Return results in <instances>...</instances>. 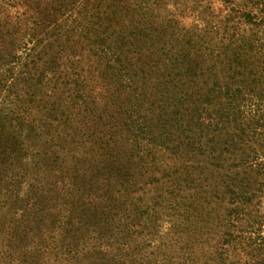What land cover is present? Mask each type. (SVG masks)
<instances>
[{
	"label": "trees",
	"instance_id": "16d2710c",
	"mask_svg": "<svg viewBox=\"0 0 264 264\" xmlns=\"http://www.w3.org/2000/svg\"><path fill=\"white\" fill-rule=\"evenodd\" d=\"M78 1L23 0L34 15L22 13L20 112L0 116V145L16 141L2 147L21 169L10 180L14 198L81 196L60 153L73 128L97 147L76 158L80 167L131 164L112 189L126 198L113 219L119 232L99 233L89 249L130 256L128 264H195L208 235L205 264H264V237L251 236L264 232V36L239 29L261 16L237 18V0H223L232 5L224 13L199 0H182L181 10L167 9L170 0H85L75 16ZM23 185L28 201L18 197ZM162 220L169 251L147 255L145 239L122 241L120 232L135 239L142 226L157 235ZM56 222L63 231L73 224L68 215ZM74 250L76 259L87 252Z\"/></svg>",
	"mask_w": 264,
	"mask_h": 264
},
{
	"label": "rangeland",
	"instance_id": "374dc122",
	"mask_svg": "<svg viewBox=\"0 0 264 264\" xmlns=\"http://www.w3.org/2000/svg\"><path fill=\"white\" fill-rule=\"evenodd\" d=\"M44 1L50 2L51 0ZM97 1L99 4L108 2V0ZM181 1L170 0L167 9H183L185 4L181 5ZM199 1L203 5L208 2L211 3L214 8L218 7V10H221L222 13L229 12L232 7L231 3L223 2V0ZM84 2L85 0L76 2L73 10L75 16L79 14V10L85 8ZM237 3L239 8L235 7L238 10L232 14L238 18L242 13L252 11L251 15L261 16L260 23H262L255 26L246 21L245 23L242 22L239 25L240 32L243 30L249 35L260 31L263 32L262 35L264 36V0H237ZM23 12L27 16L34 15V12L29 11V7L24 4L23 0H0V116L8 112H13L15 115L20 112L19 96L24 87V84L20 82V73L23 71V62L26 57V53L20 49L18 44ZM199 18V16L198 19L195 18L192 25L199 23ZM236 22L235 18L233 21H228L226 25H234ZM11 29L16 32L12 35L7 33L8 35L5 36L4 33ZM215 38L218 39V37ZM216 39H214V42ZM8 55H11V59L15 62L6 64ZM72 126L75 127L76 125ZM67 129L66 133L68 137L73 139L74 144L71 143V138L65 137V140L60 142L61 147L64 149L60 153L63 155L66 165L70 167L71 172H75L80 177L78 182L82 187L81 196L74 203L72 201L69 203L67 196L62 195L59 190L45 194L41 198L33 199L32 195L25 191L26 186L24 185L18 197L25 199V201H28L30 197L32 198L27 205L22 201L18 202L14 198L16 185L10 180L15 178V173L21 172L19 162L17 159V162L9 166V149L4 150L2 147V145L7 144L15 149L16 141L10 139L9 141H3L0 145V262L2 264H88L89 262L90 264H128L130 256L123 258L120 254L107 253L101 257L96 253L99 250L98 248H89L94 242L92 238L97 237L99 233L106 234L110 231L114 234L119 232L113 225V219L116 218L118 209L123 210L126 205V198L116 197L119 195L114 194L112 189H119L118 181L123 179L121 173L122 171L130 173L131 164L128 161L121 162V165H98L91 162L80 167V164L76 163V158L83 156L90 148L97 149V147L88 142L87 136L74 135L72 134L73 128ZM2 134L4 136L5 132ZM53 135L58 134L54 133ZM44 136L49 137L50 134ZM17 154H19V151H15L14 155L16 156L14 159L18 158ZM59 157H61L60 154ZM24 165L26 166L27 163ZM54 173L56 172L54 171ZM82 174H85L86 178H82ZM9 183H11V187ZM154 186L157 187L156 190L159 192L162 184L158 183ZM10 194H12L11 198ZM143 194L149 195V193ZM66 215L73 224L66 227L65 231L57 229V219H61ZM168 227L169 222L162 220L157 235H152L154 234L152 233L147 236V230L143 226L139 228L141 234L136 236L135 239L129 240L130 236L123 232H120V235L123 236V242L128 241L130 244L145 239V244H148L144 253L148 255L152 252L155 255L158 251L156 246L166 251L171 248L168 245L163 248L161 245V241L166 242L165 240H168L165 237ZM189 235L193 237L197 234L189 231ZM251 236L254 240H256V237L262 240L264 232H256ZM200 240L201 243L197 244L194 249L195 264H205L210 257L209 255L212 254V248L208 245L211 242L208 235L203 236ZM75 247L78 250L87 252L80 254L76 259V257H73ZM174 250L176 252L180 251L179 245H175ZM122 253H128V250H124Z\"/></svg>",
	"mask_w": 264,
	"mask_h": 264
}]
</instances>
